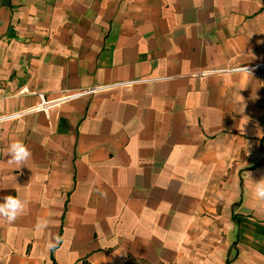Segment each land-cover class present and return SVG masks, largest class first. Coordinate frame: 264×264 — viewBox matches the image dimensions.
<instances>
[{
  "label": "crops",
  "instance_id": "1",
  "mask_svg": "<svg viewBox=\"0 0 264 264\" xmlns=\"http://www.w3.org/2000/svg\"><path fill=\"white\" fill-rule=\"evenodd\" d=\"M261 63L264 0H0V264H264Z\"/></svg>",
  "mask_w": 264,
  "mask_h": 264
},
{
  "label": "clouds",
  "instance_id": "2",
  "mask_svg": "<svg viewBox=\"0 0 264 264\" xmlns=\"http://www.w3.org/2000/svg\"><path fill=\"white\" fill-rule=\"evenodd\" d=\"M10 159L7 161L9 164H16L20 166H27V162L31 159L32 153L28 147L21 141H14L8 147ZM251 176V173H249ZM255 183L256 196L264 201V178ZM101 196H106V193L100 192ZM26 208V202L18 196L7 195L0 202V218H3L8 223L15 222L20 215H22ZM54 244H49V247H54Z\"/></svg>",
  "mask_w": 264,
  "mask_h": 264
},
{
  "label": "built area",
  "instance_id": "3",
  "mask_svg": "<svg viewBox=\"0 0 264 264\" xmlns=\"http://www.w3.org/2000/svg\"><path fill=\"white\" fill-rule=\"evenodd\" d=\"M264 69V63L261 64H257L254 67H245V68H239L236 69L234 71H241V72H254V71H262ZM94 91V89H89V90H83L81 93L83 94H90ZM46 107V106H43ZM22 112H13L10 114H6V115H1L0 116V122H4V121H8L11 120L13 118H17L19 116H21Z\"/></svg>",
  "mask_w": 264,
  "mask_h": 264
},
{
  "label": "rangeland",
  "instance_id": "4",
  "mask_svg": "<svg viewBox=\"0 0 264 264\" xmlns=\"http://www.w3.org/2000/svg\"><path fill=\"white\" fill-rule=\"evenodd\" d=\"M129 264H144V263H142V262H131Z\"/></svg>",
  "mask_w": 264,
  "mask_h": 264
},
{
  "label": "trees",
  "instance_id": "5",
  "mask_svg": "<svg viewBox=\"0 0 264 264\" xmlns=\"http://www.w3.org/2000/svg\"><path fill=\"white\" fill-rule=\"evenodd\" d=\"M83 264H86V263H83Z\"/></svg>",
  "mask_w": 264,
  "mask_h": 264
}]
</instances>
